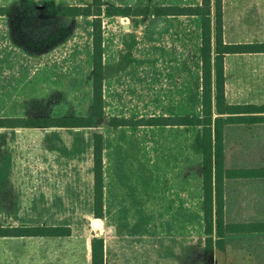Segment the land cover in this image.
<instances>
[{"label":"rangeland","instance_id":"1","mask_svg":"<svg viewBox=\"0 0 264 264\" xmlns=\"http://www.w3.org/2000/svg\"><path fill=\"white\" fill-rule=\"evenodd\" d=\"M198 2L103 0L104 10L150 14L102 16L104 111L94 127L0 128V228L70 227L76 237L103 238L107 264L125 252L139 256L134 264H264V234L228 236L224 252L205 250L196 130L138 123L201 114V19L154 14ZM90 3L0 0V119L92 115V19L67 10ZM113 118L132 123L113 126ZM95 133L104 139L100 219ZM225 164L264 167V123L225 126ZM225 216L264 221V179L227 182Z\"/></svg>","mask_w":264,"mask_h":264},{"label":"trees","instance_id":"2","mask_svg":"<svg viewBox=\"0 0 264 264\" xmlns=\"http://www.w3.org/2000/svg\"><path fill=\"white\" fill-rule=\"evenodd\" d=\"M103 0H91L83 7H68L69 16L92 19V115L49 118H1L0 128H91L103 117L104 62L102 16H138L150 14L149 7H107ZM156 16H195L201 19V64L196 88L200 93L199 116H158L141 118L148 127H191L200 153L201 226L207 252H224L228 236L264 234V221H228L225 216L226 184L233 180L264 179V167L227 168L225 164V126L234 123H264V105L232 106L225 99L224 55L264 53V44L227 45L223 40L222 0H202L195 6H159ZM3 8H0V16ZM127 118H113V126H129ZM104 139L92 137V209L95 218H103ZM70 227L0 228V237L69 236ZM104 240L92 241V264H104Z\"/></svg>","mask_w":264,"mask_h":264},{"label":"crops","instance_id":"3","mask_svg":"<svg viewBox=\"0 0 264 264\" xmlns=\"http://www.w3.org/2000/svg\"><path fill=\"white\" fill-rule=\"evenodd\" d=\"M198 1L192 6L200 5L202 0ZM222 14L225 44H264V0H222ZM224 75L227 105H264V53L224 55ZM95 238L99 237L81 238L72 233L0 237V264H92ZM105 257L106 253L107 264ZM135 258L139 256L125 252L113 255L110 264H134Z\"/></svg>","mask_w":264,"mask_h":264}]
</instances>
